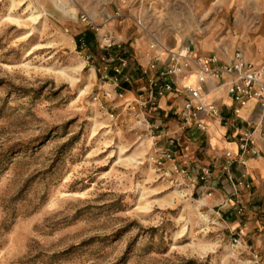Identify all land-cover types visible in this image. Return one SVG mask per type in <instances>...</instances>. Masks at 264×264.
<instances>
[{
  "label": "rangeland",
  "instance_id": "rangeland-1",
  "mask_svg": "<svg viewBox=\"0 0 264 264\" xmlns=\"http://www.w3.org/2000/svg\"><path fill=\"white\" fill-rule=\"evenodd\" d=\"M177 1L0 0V264H264L232 229L246 204L237 215L234 192L218 201L213 180L174 170L207 166V132L173 99L154 110L136 63L148 32L223 63L261 57L264 0ZM83 16L109 22L98 33Z\"/></svg>",
  "mask_w": 264,
  "mask_h": 264
},
{
  "label": "built area",
  "instance_id": "built-area-1",
  "mask_svg": "<svg viewBox=\"0 0 264 264\" xmlns=\"http://www.w3.org/2000/svg\"><path fill=\"white\" fill-rule=\"evenodd\" d=\"M82 20L91 25V28L98 33H102L109 22V20H105L101 24H95L88 16H83ZM136 23L139 26H144L143 18H138ZM147 35L150 38L148 64L142 68L141 72L148 84L147 103L155 106L154 110H157L158 100L173 94L182 99L178 116L186 126L207 131L208 125L205 122L207 118L220 121L225 127L231 129H238L241 124L243 125L238 134V153L225 152L223 155L225 162L218 166V169L226 173V180L231 184L232 193L234 192L239 203V205L229 207L233 208L237 215L244 216L245 205L237 195L241 190L250 192L252 183L248 180L245 170L239 177H236L232 172V167L235 164L246 167L248 154L261 157L260 151L256 149L255 134L262 123L256 124L252 120L243 121L241 115L243 109L253 100L258 102L264 118V64L255 66L249 63L241 50L234 53L232 60L223 63L216 54L207 57L199 56L195 53L194 46L192 50L190 45L174 50L161 41L155 32H148ZM101 38L103 40L102 48H112L116 44L109 34H103ZM117 61L119 62L115 68L117 73L129 65L127 59L118 58ZM192 75L195 76L194 83L189 82V77ZM211 81L227 83V92L233 103V117L224 118L220 107L209 101V91L206 89V85ZM115 82L118 85L119 79L116 78ZM166 158L172 160V155L168 154ZM174 170L182 177H187L194 188L199 183H209L215 175V168L212 166L199 168L196 175H191L188 170L179 169L176 165ZM207 195L212 197L213 191H208ZM242 239V236L234 238V247H242ZM254 256L256 259L259 258L258 254Z\"/></svg>",
  "mask_w": 264,
  "mask_h": 264
},
{
  "label": "crops",
  "instance_id": "crops-1",
  "mask_svg": "<svg viewBox=\"0 0 264 264\" xmlns=\"http://www.w3.org/2000/svg\"><path fill=\"white\" fill-rule=\"evenodd\" d=\"M117 0H115L116 2ZM128 5L132 6L133 3H138L141 0H124ZM177 0H164L163 9L166 6H171ZM164 11V10H163ZM161 12V11H160ZM262 43V39L258 41ZM132 44L135 48V52H141L140 44ZM195 49V48H194ZM248 49V50H247ZM252 48L246 47L247 51H243L246 60L255 65L261 66L264 64V52L262 51L261 57L258 54H252L250 52ZM210 56V55H209ZM234 56V54H233ZM233 56L229 59L232 60ZM207 57V56H204ZM136 58V57H135ZM136 63L138 66H146L148 64V59L145 57H140L138 60L136 58ZM133 74V73H132ZM193 78V77H192ZM191 78V79H192ZM190 79V81H191ZM206 89L209 93V101L216 103L222 110L224 118L233 117V103L227 92V83L223 81H211L206 85ZM175 101L174 106L178 104L179 109L182 106V99L176 95H170L167 98L161 99L159 101L160 110H165L168 106V102L171 100ZM177 107V106H176ZM262 109L260 108L258 102L250 101L248 105L242 111V120H252L256 124H260V127L257 129L255 137L256 140V149L261 153V157H254L251 154L246 156V167H242L239 164H235L232 167V172L236 177H239L243 170L246 171L248 180L252 183V190L250 192L246 190H241L240 194L237 195L241 201L246 204L249 213L246 217H243L242 220L236 216L233 218L232 229L237 231V234H241L246 237V239H251L254 245V254H258L261 259H264V118L262 117ZM208 125L207 137H208V147L205 149V155L207 159L205 163L207 166H212L215 168V175L213 181L208 184L204 190L208 192L213 191V196L219 201V199L225 198L227 193H232V186L226 180V173H223L218 169V166L225 162L223 155L227 151H232L238 153V134L241 131L243 125L241 124L238 129H231L225 127L220 121H215L210 118L205 120ZM217 158H219L217 160ZM237 199V198H236Z\"/></svg>",
  "mask_w": 264,
  "mask_h": 264
},
{
  "label": "bare ground",
  "instance_id": "bare-ground-1",
  "mask_svg": "<svg viewBox=\"0 0 264 264\" xmlns=\"http://www.w3.org/2000/svg\"><path fill=\"white\" fill-rule=\"evenodd\" d=\"M35 14H37V12L35 11V12H33V16L35 15ZM71 14H72V16H73V18H76V13L75 12H71ZM39 17H41V15L40 14H38V16L37 17H33V19H38ZM32 19V18H31ZM191 83H194L195 82V78L193 77L192 79H191V81H190ZM208 220V219H207Z\"/></svg>",
  "mask_w": 264,
  "mask_h": 264
},
{
  "label": "water",
  "instance_id": "water-1",
  "mask_svg": "<svg viewBox=\"0 0 264 264\" xmlns=\"http://www.w3.org/2000/svg\"><path fill=\"white\" fill-rule=\"evenodd\" d=\"M189 45L191 46V49L193 50V44H192V43H190Z\"/></svg>",
  "mask_w": 264,
  "mask_h": 264
},
{
  "label": "trees",
  "instance_id": "trees-1",
  "mask_svg": "<svg viewBox=\"0 0 264 264\" xmlns=\"http://www.w3.org/2000/svg\"><path fill=\"white\" fill-rule=\"evenodd\" d=\"M88 38H91V36H89Z\"/></svg>",
  "mask_w": 264,
  "mask_h": 264
}]
</instances>
